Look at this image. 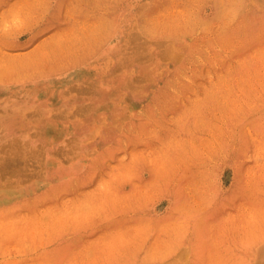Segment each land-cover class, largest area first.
Here are the masks:
<instances>
[{
  "label": "rangeland",
  "instance_id": "1",
  "mask_svg": "<svg viewBox=\"0 0 264 264\" xmlns=\"http://www.w3.org/2000/svg\"><path fill=\"white\" fill-rule=\"evenodd\" d=\"M0 264H264V0H0Z\"/></svg>",
  "mask_w": 264,
  "mask_h": 264
},
{
  "label": "bare ground",
  "instance_id": "2",
  "mask_svg": "<svg viewBox=\"0 0 264 264\" xmlns=\"http://www.w3.org/2000/svg\"><path fill=\"white\" fill-rule=\"evenodd\" d=\"M14 125H15V127H16V125H17V124H16V123H14Z\"/></svg>",
  "mask_w": 264,
  "mask_h": 264
}]
</instances>
